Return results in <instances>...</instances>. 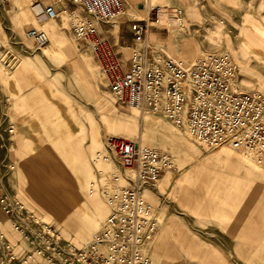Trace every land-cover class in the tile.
<instances>
[{
	"label": "rangeland",
	"instance_id": "374dc122",
	"mask_svg": "<svg viewBox=\"0 0 264 264\" xmlns=\"http://www.w3.org/2000/svg\"><path fill=\"white\" fill-rule=\"evenodd\" d=\"M32 1L0 0V45L12 56L8 60L0 54V195L19 196L65 240L85 247L108 218L116 188L129 187L133 178L110 156L108 145L114 138L136 141L170 155L175 165L144 194L159 220L145 251L154 264H264V169H249H261L264 162L249 149L207 147L187 125L119 104L91 51L75 38L73 23L90 19L81 6L73 23L65 24L67 30L49 22L52 43L45 50L36 47L25 35L32 26L42 31ZM135 2L126 15L109 23L112 36L121 25L147 18L138 8L132 11L135 5L144 9L145 0ZM156 7L179 9L183 22L173 21V29L152 28L147 43L137 42L133 51L127 50L129 58L149 51L154 58L190 65L205 56L226 54L238 65L237 88L264 94V61L255 52L257 45L264 46V0H168ZM152 17L155 22L157 14ZM25 61L32 63L30 68L24 69ZM58 101L70 103L75 112L70 141L64 138L67 130L45 119L47 114L58 116ZM31 109L33 127L23 124ZM96 137L98 160L93 161ZM226 149L239 153L240 160L231 159L235 154L222 160ZM216 159L230 168L228 175ZM94 176L95 186L90 185ZM231 177L234 185L225 182ZM246 183L255 186L256 194L238 198ZM69 205L78 207L77 212ZM66 207L77 214L65 221ZM99 210L104 212L100 218ZM84 230L88 239L80 240L78 233ZM0 234L19 250L27 248L2 211ZM71 240L85 244L76 246Z\"/></svg>",
	"mask_w": 264,
	"mask_h": 264
},
{
	"label": "built area",
	"instance_id": "2783aa9c",
	"mask_svg": "<svg viewBox=\"0 0 264 264\" xmlns=\"http://www.w3.org/2000/svg\"><path fill=\"white\" fill-rule=\"evenodd\" d=\"M90 19L74 24L75 38L88 48L100 65L116 101L144 114L162 116L177 126H188L193 137L207 147L229 146L253 150L264 162V94L234 87L239 69L226 55H210L184 65L163 57L144 55L125 61L107 32L110 22L123 17L135 0H69ZM145 0L143 7H146ZM39 5L37 0H33ZM172 21L181 11L158 7L145 20H134L131 32L137 42H147L154 24L163 13ZM47 21L59 19L53 6L43 9ZM75 18V17H74ZM178 22V21H177ZM26 38L38 48L48 46L46 33L36 28ZM0 54L12 56L2 45ZM110 156L127 172L134 173L132 185L121 187L113 199L104 228L84 248L65 240L58 230L32 211L19 196L0 195V211L12 230L27 243H17L0 234V264H154L144 248L158 230L159 220L145 198L175 165L170 155L136 141L114 138L108 145Z\"/></svg>",
	"mask_w": 264,
	"mask_h": 264
},
{
	"label": "crops",
	"instance_id": "0c3cea01",
	"mask_svg": "<svg viewBox=\"0 0 264 264\" xmlns=\"http://www.w3.org/2000/svg\"><path fill=\"white\" fill-rule=\"evenodd\" d=\"M38 3H39V6L42 7V9L46 8V7H49V6H53L55 7V9L60 13V17L59 19L53 21L56 23L57 26L59 27H62V29L64 30H67V27H65V24H69V22L71 23L75 17V15L77 14V12L80 10L79 6L75 5L74 3L70 2L69 0H37ZM152 4L154 6H157V5H161V4H166L168 2V0H157L156 2H154L153 0H151ZM33 2V1H32ZM136 3V2H135ZM136 8H138L136 5L133 6V12L135 11L136 12ZM35 14V18H41L42 20V24L40 25L41 26V30L46 33V35L48 36V39H49V43H52V40L51 38L49 37V34L48 32H50L51 28H50V24H48L49 22L51 21H47L43 18V13L41 11V9L39 10H34ZM138 12L140 13H144L143 11L139 10ZM62 16H65V18H67V22L63 23L64 19H62ZM143 19V18H141ZM62 25V26H61ZM31 28H36L34 26H32ZM30 29V28H29ZM107 32H108V35L109 37L112 39V41L117 45L118 47V51L121 53V56L122 58L125 60V61H129V56L127 55V50H132L133 51V48L136 47V44H137V41L135 40L132 32H131V25L128 26V25H121L120 26V31L118 32L117 36H112L110 34V29L107 28ZM69 34V32H68ZM71 35V34H70ZM153 35H155L153 33ZM149 39H150V36H149ZM56 40V39H55ZM54 42H56V45L58 44V41L56 40ZM48 47H44L42 48L43 50L47 49ZM57 53L60 54L61 56H66L68 57L63 50H57ZM64 58V57H63ZM32 65L31 62L29 61H25L24 62V69L25 68H30ZM45 98V97H44ZM45 100V99H44ZM48 101V99H46ZM58 104H59V108L56 109L57 113H58V116L56 115V117H53L51 114H49V116H45V119H49L53 122H55L54 124H58L57 125V128H60V129H65L67 130V134L66 136L64 137L67 141H70V139L73 137L71 133L69 132H72L71 131V128L70 126L74 123L72 119H74V110L72 108V105L68 102L64 103L62 101H58ZM71 109V110H70ZM72 111L74 113H72ZM34 111L31 109V111L26 114V116L23 117V124L25 125H29L30 127H33V125L31 123H33L35 120H34ZM51 115V116H50ZM32 126H31V125ZM95 146H98V140H97V137H96V141L94 140V143H93V149ZM94 153L92 154V157H93V161H97L98 159H96L95 157V149L93 150ZM101 151V149H100ZM222 166V167H221ZM217 166L221 172L225 173V174H229V171H230V168L228 166ZM249 169H252V171H260L262 169H264V167H262L261 169H254L253 167H250ZM228 172V173H227ZM254 172H252L253 174ZM251 175V174H250ZM95 178L92 177L91 178V184L90 185H96V180L93 181V179ZM233 179L234 177H231L230 179H228L227 181H225L226 183H232L233 184ZM86 181L87 184H86ZM240 182L239 179L237 181V183ZM90 183L89 179L86 177V180H85V184L88 185ZM234 185V184H233ZM247 194H256V189H255V186H252V185H249V183H246V189H245V193H243L242 195H238V198H242L244 196H246ZM147 196V194H146ZM94 201V200H93ZM75 243H81V242H77L75 240H71ZM160 249L164 250L166 249V247H161Z\"/></svg>",
	"mask_w": 264,
	"mask_h": 264
},
{
	"label": "bare ground",
	"instance_id": "6f19581e",
	"mask_svg": "<svg viewBox=\"0 0 264 264\" xmlns=\"http://www.w3.org/2000/svg\"><path fill=\"white\" fill-rule=\"evenodd\" d=\"M136 1V0H135ZM135 1L134 2H132V3H135ZM154 2H156L157 0H153ZM33 7L35 8V10H39V9H41V11H42V13H43V9H42V7L41 6H39V5H35V4H33ZM141 7V6H140ZM142 8V7H141ZM154 8H157L156 6H153L152 5V3H151V0H148L147 1V3H146V7L142 10V9H140L139 7H138V10H141V11H143L144 13H146V15H147V18H148V16H149V13H150V11L151 10H153ZM127 14V11H126V13H125V15ZM59 17H60V13H59ZM166 17H168V16H166V15H164V14H162L161 15V17H160V19H159V21L158 22H154V24L152 25L153 27H157V28H162V27H164L165 25L166 26H168V25H170V26H168V28L169 29H173V27H175L176 25H177V23L178 24H181L182 22H183V20H182V18H180L179 20H177L178 22L177 23H175V22H173L171 19H169V21L170 22H167V19H166ZM146 18V19H147ZM142 20H145V19H142ZM81 22H83V21H80V23ZM167 22V23H166ZM74 24H76V23H74ZM165 28H167V27H165ZM150 34H151V32L149 33V36H150ZM246 34V33H245ZM243 37H244V32H242V35H241V37H240V39H241V42L243 43L244 42V40L245 39H243ZM149 40V39H148ZM148 40H147V42H148ZM146 42V43H147ZM257 48H255V52H256V55L260 58V59H262V61H264V46H260V45H257L256 46ZM224 55H226V54H224ZM226 56H229V55H226ZM207 56H205V57H203V58H201V59H199V60H202V59H204V58H206ZM230 57V56H229ZM234 61V60H233ZM175 62V61H174ZM196 62V61H195ZM235 62V61H234ZM177 63H179V62H177ZM236 63V62H235ZM180 64H183V63H180ZM237 64V63H236ZM238 66V65H237ZM105 78V77H104ZM106 80V79H105ZM237 82H238V77H237V80H236V82H235V84H234V87L236 88V89H238L237 88ZM239 90V89H238ZM189 131H190V133L192 134V131H191V129L189 128ZM193 135V134H192ZM135 140V139H134ZM220 147H222V146H218V147H215V148H220ZM253 151V150H252ZM254 152V151H253ZM255 153V152H254ZM230 154L231 155H233V154H235V155H233V157H231V159H233V158H235V159H237V161H239L240 160V155H237V154H239V153H236V151L235 150H232V149H226L225 151H224V155H223V159L222 160H224L225 158H227V157H230ZM240 154H243V155H245L249 160H250V162H252V163H256L257 161H256V159H252L251 157H249V156H247L246 154H244V153H240ZM256 154V153H255ZM218 159V158H217ZM215 160V162H218V165H223L222 163H223V161H221V160ZM220 159V158H219ZM258 162H260V163H263V161L260 159V158H258ZM257 162V163H258ZM128 174H132L133 175V178H130L129 180H128V184H129V186H131L132 185V180L134 179V173L133 172H129ZM117 181L119 182V179H117ZM126 187H128V186H126ZM118 189H119V187L118 188H116V190H115V192H117L118 191ZM58 192V191H57ZM59 193V192H58ZM115 194V193H114ZM60 196V195H59ZM116 195H114L113 196V199H114V197H115ZM62 198V197H61ZM112 204H113V201H112ZM54 206H56V203H54ZM150 207V206H149ZM54 208V207H53ZM69 208L70 209H72L74 212H77V209H78V207H76L75 205H69ZM69 208L68 207H66L65 209H62V211H64V215L62 214V216H64L65 217V221L66 220H68L69 218H72L73 216L72 215H76L75 213H73L72 211H70L69 210ZM112 208V207H111ZM55 209V208H54ZM151 209V208H150ZM59 210H60V208H59ZM61 211V212H62ZM111 212V211H110ZM153 213V212H152ZM72 214V215H71ZM103 214H104V212H103V210H99L98 212H97V216L100 218V217H102L103 216ZM109 216H110V214H109ZM109 216H108V218H109ZM84 218V217H83ZM108 218L106 219V221H105V223H104V225H103V227L101 228V230L104 228V226L106 225V223H107V220H108ZM72 220V219H71ZM86 221H87V219H86ZM90 225H93V226H95L96 225V221H92V224H90ZM85 229V228H84ZM79 235H78V238L80 239V240H84V239H88L87 237H88V235H89V231H79V233H78ZM94 240V239H93ZM74 245H76V246H82V245H84L85 243H75V242H73V241H71ZM89 245V244H88ZM87 245V246H88ZM149 245L147 244L146 245V247H148ZM24 247H26V245L24 246ZM86 247V246H85ZM146 247L144 248V250L147 252V249H146ZM77 248H79V247H77ZM82 248H84V247H82Z\"/></svg>",
	"mask_w": 264,
	"mask_h": 264
}]
</instances>
